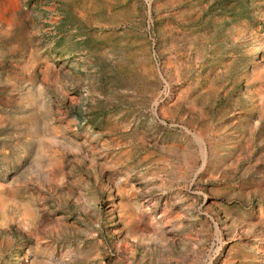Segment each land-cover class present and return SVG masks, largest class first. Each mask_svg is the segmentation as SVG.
<instances>
[{
	"label": "rangeland",
	"instance_id": "374dc122",
	"mask_svg": "<svg viewBox=\"0 0 264 264\" xmlns=\"http://www.w3.org/2000/svg\"><path fill=\"white\" fill-rule=\"evenodd\" d=\"M0 264H264V0H0Z\"/></svg>",
	"mask_w": 264,
	"mask_h": 264
}]
</instances>
